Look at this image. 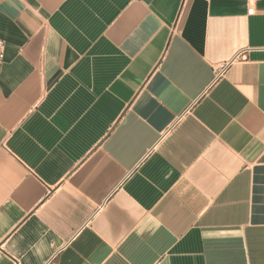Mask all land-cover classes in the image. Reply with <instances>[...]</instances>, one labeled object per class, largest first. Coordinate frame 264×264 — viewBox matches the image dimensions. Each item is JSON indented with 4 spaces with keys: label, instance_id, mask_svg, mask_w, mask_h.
I'll use <instances>...</instances> for the list:
<instances>
[{
    "label": "crops",
    "instance_id": "0c3cea01",
    "mask_svg": "<svg viewBox=\"0 0 264 264\" xmlns=\"http://www.w3.org/2000/svg\"><path fill=\"white\" fill-rule=\"evenodd\" d=\"M0 264H264V0H0Z\"/></svg>",
    "mask_w": 264,
    "mask_h": 264
},
{
    "label": "built area",
    "instance_id": "2783aa9c",
    "mask_svg": "<svg viewBox=\"0 0 264 264\" xmlns=\"http://www.w3.org/2000/svg\"><path fill=\"white\" fill-rule=\"evenodd\" d=\"M5 56H6V44L2 39H0V73L3 67V64L5 62Z\"/></svg>",
    "mask_w": 264,
    "mask_h": 264
}]
</instances>
